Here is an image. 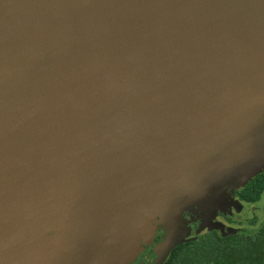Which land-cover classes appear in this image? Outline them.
<instances>
[{
    "label": "water",
    "instance_id": "1",
    "mask_svg": "<svg viewBox=\"0 0 264 264\" xmlns=\"http://www.w3.org/2000/svg\"><path fill=\"white\" fill-rule=\"evenodd\" d=\"M262 170L264 0H0V264H125L190 203L232 234L209 189Z\"/></svg>",
    "mask_w": 264,
    "mask_h": 264
},
{
    "label": "trees",
    "instance_id": "2",
    "mask_svg": "<svg viewBox=\"0 0 264 264\" xmlns=\"http://www.w3.org/2000/svg\"><path fill=\"white\" fill-rule=\"evenodd\" d=\"M263 185L264 170L252 177L238 195L243 201L255 202ZM162 264H264V225L252 232L241 229L226 235L207 229L178 243Z\"/></svg>",
    "mask_w": 264,
    "mask_h": 264
},
{
    "label": "rangeland",
    "instance_id": "3",
    "mask_svg": "<svg viewBox=\"0 0 264 264\" xmlns=\"http://www.w3.org/2000/svg\"><path fill=\"white\" fill-rule=\"evenodd\" d=\"M254 156H243V160H241L240 164H243L244 162H253V160L258 161V158H253ZM234 175V174H233ZM228 177V180L226 178L222 179V182L229 181L232 177ZM253 175L252 177H254ZM251 177V178H252ZM0 180L2 178L0 177ZM2 182V181H1ZM248 182V181H247ZM246 182V183H247ZM241 188V187H239ZM238 189V188H237ZM214 190L215 194V201H212L211 205L216 207L215 208V214H213V218L217 217L219 214H226L229 216L228 222L224 217L219 216V220L223 222L226 227L234 228V227H241L246 226V222L249 218L252 217V211L256 212L257 215V221L258 224L262 223L264 221V192L260 196L258 202L256 204H245L242 206L240 202H237V200L233 197V191L231 192L226 191L223 194H221L219 191L216 192V190L213 188L209 189ZM190 202V201H189ZM187 205V202H185ZM212 207L208 206V211L212 210ZM184 213H188L189 216L186 218L183 216ZM163 214L162 210H157L154 219L156 217L160 218ZM175 215V213H174ZM194 215V216H193ZM207 211L203 209V206H198L195 203H190L189 206L186 208V211L182 212L181 216L177 220L178 225L174 226L173 222L171 221V225L169 228H165L162 226L160 222L154 221L152 223V226L150 227V232L147 235L148 237L145 239H139L138 242V248L136 253H134V256L132 257V260L127 261L125 264H154V261L157 257V254L160 249V243L165 238H170L173 236H182L183 239H186L189 237L190 233V226L189 223L191 222H197L196 228L194 233L197 234L200 231L206 230V217ZM157 218V219H158ZM210 220V219H209ZM147 221L141 220V226H140V232L144 233L146 232V224ZM257 224V225H258ZM150 226V225H149ZM253 228V229H252ZM245 231L252 232L255 230L254 227H244ZM189 239V238H188ZM133 243H129V246H131ZM132 249H125L123 253H126L128 251H131Z\"/></svg>",
    "mask_w": 264,
    "mask_h": 264
},
{
    "label": "flooded vegetation",
    "instance_id": "4",
    "mask_svg": "<svg viewBox=\"0 0 264 264\" xmlns=\"http://www.w3.org/2000/svg\"><path fill=\"white\" fill-rule=\"evenodd\" d=\"M241 188H242V187H241ZM241 188L235 189V190L233 191V197H234L238 202H240V203L242 204V206H244L245 204H249V205H251V204H256V203L258 202L259 199H258L257 201H255V202H246V201H243V200L239 197V195H238V192H239V190H240ZM263 192H264V185H263L262 191H261V193H260V195H259V198H260V196L262 195ZM263 210H264V209H263ZM251 213H252V217L249 218V219L247 220V222H246V223H247L246 226L234 227L233 229H235V232L238 231V230L244 229V227H247V226H249V227H254V228L256 229V228H258V227L264 225V221H262V223L258 224V221H257V215L255 214L256 212H253V211H252ZM183 216L186 218V216L188 217L189 214H188V213H184ZM193 216H194V215H193ZM219 216L224 217L227 221H228V219H229V216L226 215V214H224V215L219 214L217 217H215L216 222L221 223L222 225H225L223 222H221V221L218 219ZM228 222H230V221H228ZM249 222H251V223H249ZM257 224H258V225H257ZM196 225H197V222H194V223H193V222L190 221V223H189V226H190V233H189V237H188V238L192 239V238H195V237H197L198 235H200V234L206 232L207 229L204 230V231H202V232L200 231L199 233L195 234L194 231H195ZM252 229H253V228H252ZM212 230H214V229H212ZM214 231L218 232V230H214ZM190 239H189V240H190ZM168 254H169V252H168ZM168 254H167V255H168ZM166 257H167V256H166ZM166 257H165V259H166ZM165 259H164V260H165ZM161 264H162V263H161Z\"/></svg>",
    "mask_w": 264,
    "mask_h": 264
}]
</instances>
